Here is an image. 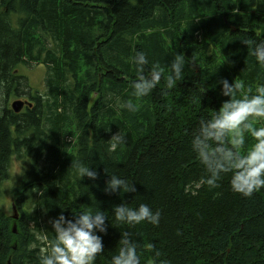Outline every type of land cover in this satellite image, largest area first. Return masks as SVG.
I'll list each match as a JSON object with an SVG mask.
<instances>
[{"label": "trees", "instance_id": "trees-1", "mask_svg": "<svg viewBox=\"0 0 264 264\" xmlns=\"http://www.w3.org/2000/svg\"><path fill=\"white\" fill-rule=\"evenodd\" d=\"M261 41L257 0H0V187L12 159L24 164L9 190L17 218L0 210V264H37L43 245L35 237L51 239L52 219L86 208L106 216L95 264H110L125 232L140 264H264V189L236 194L230 173L209 188L191 149L199 122L227 99L221 80L241 82L240 95L264 83L252 55ZM140 51L149 60L143 69L133 63ZM176 54L182 78L167 89ZM31 64L46 68L42 92L19 74ZM153 64L161 81L137 99L132 82ZM23 94L31 105L13 112L7 98ZM125 100L137 110L121 108ZM77 160L95 180L75 179ZM111 175L135 191L106 192ZM122 203L146 204L158 223L113 226V206Z\"/></svg>", "mask_w": 264, "mask_h": 264}, {"label": "clouds", "instance_id": "clouds-1", "mask_svg": "<svg viewBox=\"0 0 264 264\" xmlns=\"http://www.w3.org/2000/svg\"><path fill=\"white\" fill-rule=\"evenodd\" d=\"M264 3V0H257ZM252 55L255 63L264 68V41L255 44ZM133 63L141 69L149 60L140 51L133 57ZM184 62L176 54L168 64L169 75L165 87L173 88L182 78ZM159 67L152 65L148 75L143 72L132 82V95L137 99L146 97L161 81ZM220 94L227 97L220 104L219 110L209 119L199 122L193 134L191 149L203 166V183L209 188L216 187L224 173H230L229 187L232 192L243 197H250L254 192L264 189V83H258L254 93L240 95L242 83L227 79L220 82ZM120 107L135 112L137 105L127 100L120 102ZM251 143L241 153L245 145V136ZM108 151H114L122 142V135L114 134ZM71 174L76 180L84 177L95 180L97 173L89 165L79 160L71 164ZM105 191L134 192L132 183L117 175H111L105 181ZM113 226L137 225L141 223L157 224L159 213L152 211L146 204L140 203L131 208L125 204L114 205L112 209ZM106 216L100 210L85 209L72 218L63 214L50 221L53 237L37 235L35 238L43 246L39 249L37 264H95L103 251L101 236L105 232ZM118 252L111 256L110 264H140L136 244L125 232L119 241Z\"/></svg>", "mask_w": 264, "mask_h": 264}, {"label": "rangeland", "instance_id": "rangeland-1", "mask_svg": "<svg viewBox=\"0 0 264 264\" xmlns=\"http://www.w3.org/2000/svg\"><path fill=\"white\" fill-rule=\"evenodd\" d=\"M231 31L234 28H230ZM198 41H201L202 35L198 33L196 36ZM230 60L233 61V57H230ZM218 62H221L219 60ZM19 74L26 77V81L29 84L32 91L40 90L41 92L45 89V77H46V68L41 64H31L28 66H20ZM27 100V95H21L19 97H8L7 103L10 107V104L13 100ZM28 102H30L28 100ZM74 136H72L73 139ZM247 138V135L245 136ZM24 168V164L18 159H12L10 169H9V178L6 182H3L2 187H0V210L4 211L7 215L13 216V214L18 213L15 206H13L14 195L10 194V189H13L15 184L13 182L17 181L20 177V174ZM14 185V186H13ZM12 192V191H11ZM14 220V218L12 217ZM14 229V224L12 225Z\"/></svg>", "mask_w": 264, "mask_h": 264}, {"label": "water", "instance_id": "water-1", "mask_svg": "<svg viewBox=\"0 0 264 264\" xmlns=\"http://www.w3.org/2000/svg\"><path fill=\"white\" fill-rule=\"evenodd\" d=\"M30 105H31L30 102L26 100L16 99L11 102L10 108L13 112H19L24 106H30ZM12 217L16 219L17 214H13ZM13 231H15V229H13Z\"/></svg>", "mask_w": 264, "mask_h": 264}, {"label": "flooded vegetation", "instance_id": "flooded-vegetation-1", "mask_svg": "<svg viewBox=\"0 0 264 264\" xmlns=\"http://www.w3.org/2000/svg\"><path fill=\"white\" fill-rule=\"evenodd\" d=\"M26 101H28V98H27V100H26ZM24 107H25V106H24ZM24 107H23V108H24ZM23 108H22V109H23Z\"/></svg>", "mask_w": 264, "mask_h": 264}]
</instances>
